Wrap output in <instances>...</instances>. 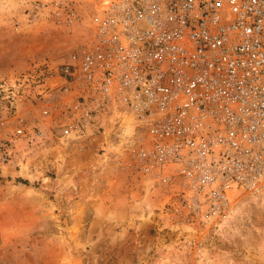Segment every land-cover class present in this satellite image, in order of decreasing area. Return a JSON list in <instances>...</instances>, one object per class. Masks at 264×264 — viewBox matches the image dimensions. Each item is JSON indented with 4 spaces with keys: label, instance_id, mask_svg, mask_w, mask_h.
Returning <instances> with one entry per match:
<instances>
[{
    "label": "built area",
    "instance_id": "1",
    "mask_svg": "<svg viewBox=\"0 0 264 264\" xmlns=\"http://www.w3.org/2000/svg\"><path fill=\"white\" fill-rule=\"evenodd\" d=\"M62 14L80 21L56 5ZM89 29L68 62L0 82L10 109L42 106L36 140L53 128L83 141L113 118L125 167L204 228L227 221L240 194L264 192V0H99ZM6 120L3 163L29 134L22 118Z\"/></svg>",
    "mask_w": 264,
    "mask_h": 264
},
{
    "label": "rangeland",
    "instance_id": "2",
    "mask_svg": "<svg viewBox=\"0 0 264 264\" xmlns=\"http://www.w3.org/2000/svg\"><path fill=\"white\" fill-rule=\"evenodd\" d=\"M98 1L0 0V82L36 62H68L90 35ZM56 5L80 21L66 26ZM41 109L0 100L2 131L15 115L29 132L0 161V264H264V192L240 194L227 221L201 227L125 167L113 118L99 119L83 141H58L53 128L38 141Z\"/></svg>",
    "mask_w": 264,
    "mask_h": 264
}]
</instances>
